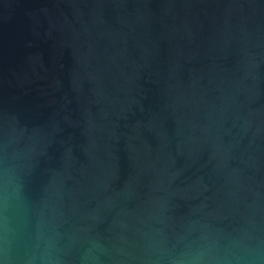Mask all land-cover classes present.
Segmentation results:
<instances>
[{"label": "water", "instance_id": "1", "mask_svg": "<svg viewBox=\"0 0 264 264\" xmlns=\"http://www.w3.org/2000/svg\"><path fill=\"white\" fill-rule=\"evenodd\" d=\"M0 264H264V0H0Z\"/></svg>", "mask_w": 264, "mask_h": 264}]
</instances>
